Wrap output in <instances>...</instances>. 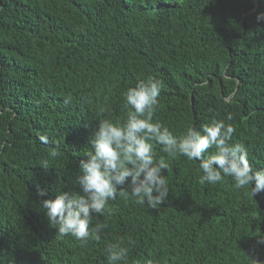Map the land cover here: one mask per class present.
I'll return each instance as SVG.
<instances>
[{
    "label": "trees",
    "instance_id": "1",
    "mask_svg": "<svg viewBox=\"0 0 264 264\" xmlns=\"http://www.w3.org/2000/svg\"><path fill=\"white\" fill-rule=\"evenodd\" d=\"M258 13L264 0H0V264H108L114 243L128 248L119 264H264V191L252 197L230 177L202 185L197 161L154 141L169 164L156 209L117 196L85 245L60 237L40 206L58 191L83 194L75 181L98 120L123 119V92L149 75L163 82L154 120L176 136L231 123L232 142L264 171Z\"/></svg>",
    "mask_w": 264,
    "mask_h": 264
},
{
    "label": "clouds",
    "instance_id": "2",
    "mask_svg": "<svg viewBox=\"0 0 264 264\" xmlns=\"http://www.w3.org/2000/svg\"><path fill=\"white\" fill-rule=\"evenodd\" d=\"M256 20L264 22V13H258ZM162 88L163 82L152 75L127 88L122 94L125 117L116 121L99 119L89 138L91 148L85 153L86 159L80 161V174L75 181L83 194L58 191L54 199L40 202L50 226L60 237L71 236L85 245L90 238L98 241L108 224H93V220L106 210L111 214L112 209L107 206L117 196L132 198L150 209L164 204L169 188L163 173L169 164L164 156L157 157L153 141L161 145L160 150L168 157L179 155L190 162L197 161L198 182L202 185L217 184L230 177L235 188H248L252 197L264 191V171L250 164L243 143L232 142L236 129L231 123L212 120L199 128L189 125L176 136L169 127L154 120ZM100 111L105 113L107 109ZM226 119L233 120L232 113ZM39 139L48 143L46 135ZM209 149L214 152L209 153ZM48 156L54 160L60 151L54 148ZM39 165L47 169L49 161L43 160ZM38 194L47 195L44 190ZM257 242L264 244V234L258 236ZM106 252L108 264H119L128 257V248L119 243L108 245ZM146 264L156 262L149 259ZM254 264L259 262L254 260Z\"/></svg>",
    "mask_w": 264,
    "mask_h": 264
},
{
    "label": "water",
    "instance_id": "3",
    "mask_svg": "<svg viewBox=\"0 0 264 264\" xmlns=\"http://www.w3.org/2000/svg\"><path fill=\"white\" fill-rule=\"evenodd\" d=\"M256 4H257V0H256Z\"/></svg>",
    "mask_w": 264,
    "mask_h": 264
}]
</instances>
